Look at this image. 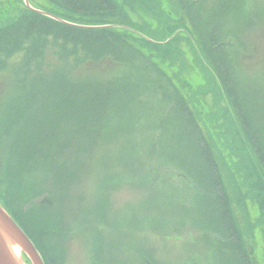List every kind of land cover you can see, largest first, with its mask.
I'll return each mask as SVG.
<instances>
[{"label": "rangeland", "instance_id": "obj_1", "mask_svg": "<svg viewBox=\"0 0 264 264\" xmlns=\"http://www.w3.org/2000/svg\"><path fill=\"white\" fill-rule=\"evenodd\" d=\"M154 1L147 11L132 10L133 22L109 26L129 28L131 34L170 46L166 56L160 53L157 58L161 60L164 56L167 76L174 79L167 82L161 77L159 84L165 88L171 84L178 86L188 99L220 167L254 264H264V190L260 185L255 188L257 192L252 191L245 154L250 153L260 173L264 174V169L251 146L245 144L236 110L239 104L245 108L250 98L256 100L258 105L252 101L256 128L264 138V0ZM30 2L41 10L48 5L46 0ZM19 3L20 0H0V27L18 18L25 9ZM24 5L30 8L25 0ZM128 38L142 43L141 39ZM21 56L4 57L8 63L0 70L1 108L10 92L16 91L14 76L22 67ZM58 59L56 48H50L43 70L48 67L52 72L58 66ZM115 73L123 75L125 70ZM153 73L162 74L156 69ZM159 96L151 95L150 102H157L160 115L152 109L143 112L142 125L145 120L156 127L151 132L164 131L162 141L169 144L171 136L164 135H174L177 125L169 112L170 106L159 103ZM169 115L171 121L164 120ZM62 125L65 119L58 129H63ZM128 135L125 132L119 138L101 143L96 148L99 153L78 165L72 178L64 172L73 171L76 165L66 155L49 177L43 176L41 168L24 167L20 179L25 175L35 177L42 194L27 200L22 207L26 211L38 206L46 219L58 220L59 225L53 228L46 242L48 255L56 258L58 264H232L225 251H214L220 243L218 234L205 233L196 222L195 196L201 191L195 179L187 178L181 168L169 165L163 170L165 175L157 189L132 184L140 179H133L132 171L121 162L126 160L119 158L123 155L121 151L126 154L135 147ZM104 154L108 165H104ZM141 159L143 162L142 152ZM107 172L128 175L122 177L117 173L112 177L107 213L100 221L96 219V211L102 192L100 184ZM5 174V161H1L0 192L4 191L3 201H8L10 190ZM0 204L6 208L1 200ZM148 216L162 220L157 226L159 230L146 227ZM147 251L153 252L155 262L141 256ZM19 255L27 264H33L24 250Z\"/></svg>", "mask_w": 264, "mask_h": 264}, {"label": "trees", "instance_id": "obj_2", "mask_svg": "<svg viewBox=\"0 0 264 264\" xmlns=\"http://www.w3.org/2000/svg\"><path fill=\"white\" fill-rule=\"evenodd\" d=\"M46 1L48 5L43 10L60 19L27 8L24 0H20L19 7L25 9L13 22L0 27V70L8 63L4 57L22 55V67L14 76L16 91H11L0 107V163L5 161L6 183L10 190L8 201H3L1 194L4 191L0 192V200L34 241L46 264H58L56 258L48 255L46 244L58 220L46 219L38 206L26 211L22 207L27 200L42 194L35 177L25 175L20 179L24 167L41 168L43 176L49 177L66 155L76 165L73 171L64 172L65 176L72 178L79 167L98 151L96 148L101 143L119 138L125 132L135 147L129 148L126 154L121 151L123 155L119 158L126 160L121 162L132 171V178L140 179L132 184L157 189L165 175L164 169L169 165L181 168L187 178L195 179L201 191L195 196L193 210L197 224L205 233H216L220 237L214 251H225L232 264H254L220 167L188 99L178 86L171 84L165 88L159 84L161 77L167 82L174 79L167 76L162 62L164 56L161 60L157 58L160 53L166 56L170 46L131 34L129 28L95 27L131 23L134 21L132 10L137 13L147 11L155 1ZM129 36L141 39L142 43L130 41ZM52 47L56 48L59 63L51 72L48 67L43 70L42 66ZM154 69L162 76H156ZM116 70H125L126 74L117 76ZM153 94L160 95L159 103L170 106L169 112L177 125L178 131L174 135H164L171 136L169 144L162 141L164 131L161 134L151 132L156 127L145 120L142 125L143 112L152 109L157 116L160 115L157 102H150ZM252 101L250 98L245 108L239 104L236 110L244 130L245 144L251 146L264 169V138L256 128ZM253 102L257 103L256 100ZM127 111L135 114L130 115ZM64 119L65 125L60 130L58 124L60 127ZM164 120L171 121L170 115ZM102 159L104 163L108 162L105 154ZM245 159L250 171L248 181L253 183L252 191L257 192L255 188L260 185L264 190V174L260 173L250 153L245 154ZM117 173L122 177L128 175L107 172L102 178L96 211V219L100 221L107 213L111 180ZM156 218L146 217V227L159 230L157 226L162 220ZM152 255L151 251L141 254L153 263Z\"/></svg>", "mask_w": 264, "mask_h": 264}, {"label": "water", "instance_id": "obj_3", "mask_svg": "<svg viewBox=\"0 0 264 264\" xmlns=\"http://www.w3.org/2000/svg\"><path fill=\"white\" fill-rule=\"evenodd\" d=\"M25 2L30 8L45 15L60 19L47 11L35 8L32 6L30 0H25ZM95 27H109V25ZM23 250L27 253L33 264H46L42 254L31 237L12 217L7 209L0 204V264H27L22 256L19 255Z\"/></svg>", "mask_w": 264, "mask_h": 264}, {"label": "bare ground", "instance_id": "obj_4", "mask_svg": "<svg viewBox=\"0 0 264 264\" xmlns=\"http://www.w3.org/2000/svg\"><path fill=\"white\" fill-rule=\"evenodd\" d=\"M15 249V248H14ZM16 252H17V250H16Z\"/></svg>", "mask_w": 264, "mask_h": 264}]
</instances>
